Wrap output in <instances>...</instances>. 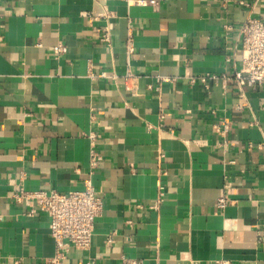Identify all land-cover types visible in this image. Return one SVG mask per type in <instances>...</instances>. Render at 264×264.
Listing matches in <instances>:
<instances>
[{
  "label": "crops",
  "instance_id": "crops-1",
  "mask_svg": "<svg viewBox=\"0 0 264 264\" xmlns=\"http://www.w3.org/2000/svg\"><path fill=\"white\" fill-rule=\"evenodd\" d=\"M248 15L264 0H0V264L55 255L48 214L13 193L88 180L105 207L63 264H264V85L232 79Z\"/></svg>",
  "mask_w": 264,
  "mask_h": 264
},
{
  "label": "built area",
  "instance_id": "built-area-1",
  "mask_svg": "<svg viewBox=\"0 0 264 264\" xmlns=\"http://www.w3.org/2000/svg\"><path fill=\"white\" fill-rule=\"evenodd\" d=\"M228 1L223 0L224 5ZM128 3L157 5L159 0H128ZM100 16L110 18L112 13L104 5V11ZM102 40H108V33L102 35ZM238 41L241 61L239 65L234 67L232 79L241 89L245 87L257 89L264 85V18L248 15L238 28ZM126 47L129 56L133 55L135 48L131 36L127 40ZM55 51L63 52L65 47L60 45ZM91 75L94 78L108 77L105 72L98 75L92 73ZM112 77L116 78L117 74L112 75ZM218 77L216 74H207L200 76L199 79L208 88V81L216 80ZM123 78L127 89L132 88L131 82L136 83L138 80V76L130 69L126 71ZM231 127V123L226 120H221L214 125L215 132L222 137L227 136ZM99 158L94 151L91 152V164L93 166L97 165ZM12 198L17 203H23L26 200L31 201L30 214L45 212L50 217V232L55 242V255L50 259L51 264H63L66 258V250L69 247L79 250L91 248L95 221L103 213L105 207L104 198L96 192L91 181H86L84 189L70 193L57 190H27L21 187L19 191L12 194ZM162 198L163 192L160 191L157 202L160 203ZM226 205L227 199L225 197L218 199L217 206L220 209H224ZM124 264H141V262L125 259Z\"/></svg>",
  "mask_w": 264,
  "mask_h": 264
}]
</instances>
